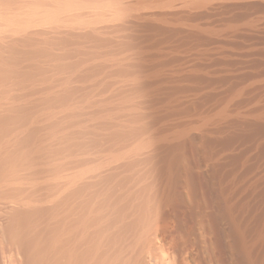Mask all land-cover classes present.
<instances>
[{
  "label": "bare ground",
  "instance_id": "1",
  "mask_svg": "<svg viewBox=\"0 0 264 264\" xmlns=\"http://www.w3.org/2000/svg\"><path fill=\"white\" fill-rule=\"evenodd\" d=\"M134 9L0 0V264H170L140 79L115 40Z\"/></svg>",
  "mask_w": 264,
  "mask_h": 264
},
{
  "label": "rangeland",
  "instance_id": "2",
  "mask_svg": "<svg viewBox=\"0 0 264 264\" xmlns=\"http://www.w3.org/2000/svg\"><path fill=\"white\" fill-rule=\"evenodd\" d=\"M128 1L163 252L264 264V0Z\"/></svg>",
  "mask_w": 264,
  "mask_h": 264
}]
</instances>
